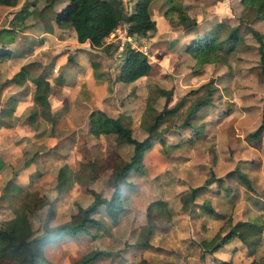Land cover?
Wrapping results in <instances>:
<instances>
[{
  "label": "rangeland",
  "instance_id": "rangeland-1",
  "mask_svg": "<svg viewBox=\"0 0 264 264\" xmlns=\"http://www.w3.org/2000/svg\"><path fill=\"white\" fill-rule=\"evenodd\" d=\"M49 2L17 0L15 6L0 5V54L9 51L0 55V111L8 110L10 95L19 99L15 114L0 113V148L19 143L23 153L14 160L0 155L7 162L0 169V219L13 215L23 192L37 197L26 207L35 229L44 224L50 202L54 214L49 225L53 226L80 222L94 193L111 198L112 172L130 158L133 147L113 134L94 137L89 133L88 115L101 109L112 117L120 115L136 140L148 138L143 168L125 176L120 189L122 209H117L115 219L100 207L92 213L95 221L86 225L87 231L43 247L50 262L73 264L92 249H106L111 256L92 264H211L212 257L206 258L209 250L232 225L242 238H233L236 250L229 264H249L263 256L264 19L257 15L260 0H173L196 19L195 29L181 25L177 11L168 20L164 16L166 1L153 0L149 10L156 29L135 38L128 32L129 24L121 22L104 41L107 51L89 41L79 43L69 27L57 28L52 9L47 8ZM134 2L122 0L125 11L131 13ZM62 4L56 0L53 10ZM23 8L26 14L20 11ZM218 21L230 26L241 21L256 30L263 42L258 35L244 32L231 53L215 55L212 62L191 56L186 43ZM51 24V32L44 31ZM126 42L145 52L152 65L149 73L130 83L114 80ZM69 55L83 65L69 67ZM22 65L29 76L44 74L48 78L49 113L42 115L29 78L22 85L5 88ZM208 81L216 86L211 102L198 109L191 125H184L187 107L201 93L195 89ZM27 92L30 95L23 99ZM172 107L175 110L168 112ZM35 108L34 123L25 124ZM160 112L163 121L156 135L149 137L147 126ZM258 128L261 132L255 135ZM28 164L32 166L26 168ZM234 169L246 174L250 187L239 180ZM212 174L223 177L222 182L210 184L195 198L199 205H186L185 211L180 196ZM8 179L24 189L6 196L3 188ZM159 199L165 205H153L152 232L147 237L143 228L147 209ZM209 207L218 215L207 212ZM249 209H254L247 214L252 218L243 215ZM160 211L164 214L157 215ZM221 226L225 233L219 232ZM140 234L151 247L135 245Z\"/></svg>",
  "mask_w": 264,
  "mask_h": 264
},
{
  "label": "trees",
  "instance_id": "trees-1",
  "mask_svg": "<svg viewBox=\"0 0 264 264\" xmlns=\"http://www.w3.org/2000/svg\"><path fill=\"white\" fill-rule=\"evenodd\" d=\"M55 1L56 0H50L47 8H50V10L52 9L53 16L51 19L57 28L69 27L75 32L76 40L79 43L89 41L94 47H103L106 51L109 46H106L107 44L104 45L105 39L121 22L129 24L128 32L135 38L145 36L149 31H154L156 29L155 20L151 18L149 10L150 3L153 0H135L131 13L125 11L122 0H62L63 4L60 8L53 10ZM165 1L168 4V7L164 12V16L168 20L171 21L173 12L177 11V21L181 25L192 27L194 29L197 28L198 23L196 19L190 17L184 12L180 5L173 3V0ZM16 3L17 0H0V5L2 6H15ZM20 11L25 12V14L28 12L25 8ZM257 15L264 19V0H260ZM15 17H18V14H16ZM53 27L54 25L51 24L48 26V29H44V31L51 32ZM244 32H251L253 35H258L261 43L263 42L261 35H259L256 30L249 25L243 24L241 21L235 26H230L223 21H218L210 24L203 32L198 33L190 43H186L185 49L194 58L200 57L201 61L212 62L215 55L225 56V54L231 53L235 46L242 40V34ZM2 33L3 30L0 29V38ZM7 54H9V51L2 52L0 55ZM261 56H263V52ZM223 59L225 58H222L221 60ZM68 62L71 65L68 64L69 67L73 66L75 69L81 67L79 64L73 62L71 55L68 56ZM151 66V62L145 52L139 49H134L126 42V52L121 58L114 80L123 83L133 82L139 77L149 73ZM27 78L30 79V82L33 85V98L40 105L39 109L41 108L42 115L43 113L46 114L45 111L49 113L51 106L48 100V95L51 88L49 80L44 74L29 76L28 69L25 65H22L13 75L12 79H10L9 84L6 85L5 88H8L9 85L12 87L13 84L15 86L22 85ZM215 90L216 86L213 84V81H208L207 83L202 84L199 89H195L196 92L200 91L201 93L195 96L194 100L187 107V114L183 122L184 125H191L190 119L196 116L200 107L208 105L211 102ZM161 92L168 94L167 91L161 90ZM7 102L9 104L8 110L1 109V114L6 115L8 114L7 112L12 113L14 111L17 97L12 94L8 97ZM184 102L183 98L179 102V105L183 106ZM36 110L37 108L33 109V111L26 117L25 124L27 123L31 125L34 123V119L37 115ZM174 110L175 107L167 109L168 112ZM160 113H157L152 124L147 126L149 137L156 135L158 126L163 121V112ZM88 125L89 133L94 137L113 134L118 141H124L127 144H131L133 147V154L130 158L117 164L115 170L112 172L111 181L114 191L111 198H103L97 193H94L93 200L90 205L85 208V215L80 222L66 221L53 226L49 225V220L54 214L52 202H50L51 204L48 207L49 210L44 224L35 229L29 221L27 215L28 209H26V207L33 204L30 203L31 198L35 202L37 197L32 193L34 198H30V196H28L30 193L23 192V200H21L18 207L13 209V215L4 220L0 219V264H53L43 254V247L46 244L63 238L66 235L70 236L79 232L87 231L86 225L89 222L95 221L91 217L92 213L96 212L102 206L104 207L105 212H107V214L113 219H115V212L117 209H122L120 197L121 184L126 183L124 179L130 171L136 172L143 168L142 158L145 149L149 146V140L148 138L142 141L136 140L132 136L131 129L123 123L120 115L112 117L101 109H93L90 111L88 115ZM261 129L262 128L256 129L254 134L258 135L261 132ZM18 145L20 144L11 143L9 148L0 149V155L3 156V158L5 157L8 159H13L18 155L21 157L23 153ZM5 163L7 164V162L1 157L0 169ZM31 166L32 165L28 164L26 168H30ZM232 172H236L237 177L240 178L239 180L250 187V181L244 172L238 169H234ZM222 179L223 177H216L212 174L208 178H205L201 185L189 188L187 192H184L180 196L182 202L181 207L186 211L189 206L199 205L195 201V198L207 191L210 184L214 182L220 184ZM65 186L66 184L63 188H65ZM3 189L6 196H12L14 193L17 195L18 192H21L24 188L22 185L15 184L11 179H8L5 182ZM153 205L164 206L165 201L159 199L149 205L147 209V224L143 227L147 237L152 232L151 226L153 221L151 211ZM186 205L189 206L185 207ZM207 212L217 214L211 207L207 209ZM166 213L167 215L170 214L167 207ZM161 214H164V212L160 211L157 215ZM220 218L222 219L223 216H220ZM225 231L226 230H223L221 226L219 232L225 233ZM234 237L242 238V234L237 232L236 228L232 225L231 229H228L227 232L222 235L221 241L209 250V253H212L221 246L227 244ZM135 245L140 248H148L151 247L152 244L146 236L144 237L140 234L138 235ZM111 254L112 252L106 249H92L83 254L73 264H92L101 258L111 256ZM166 264L175 263L166 262ZM221 264H229V262L222 261ZM249 264H264V255L259 259H252Z\"/></svg>",
  "mask_w": 264,
  "mask_h": 264
},
{
  "label": "crops",
  "instance_id": "crops-1",
  "mask_svg": "<svg viewBox=\"0 0 264 264\" xmlns=\"http://www.w3.org/2000/svg\"><path fill=\"white\" fill-rule=\"evenodd\" d=\"M25 54V53H24ZM77 58H78V56H77ZM79 62V64L80 65H83L82 64V62L80 61V60H78ZM69 69V68H68ZM67 84V83H66ZM75 85H78V82L77 83H75L74 84V86ZM29 90V89H28ZM29 92V91H28ZM28 92H27V94L26 95H23V99H26L29 95H28ZM30 93V92H29ZM14 95V94H13ZM16 96V95H15ZM19 99H18V97H17V104H18V101ZM13 114H15V110H14V112H13ZM12 131H14V130H12ZM12 143V142H11ZM11 143H8V144H6L5 146H3L2 148H0V149H6L7 147L9 148V146H10V144ZM253 211H254V209H249L248 211H247V213H244L243 212V215H246V217H250V218H252L251 216H249V215H247V214H250V213H253ZM216 219V222H217V218H215ZM215 221V220H214ZM219 223V222H218ZM222 223V222H221ZM229 243H231L229 246L227 245V244H229ZM227 244H225V245H223V246H221L219 249H217L216 251H214V252H212V253H208V255H207V259H209L208 257H212V260H211V264H221V262L222 261H225V262H231V263H233L232 262V260H233V256H234V254H235V241L233 242V239H231ZM233 246V247H232ZM232 247V248H231ZM252 260V259H251ZM250 260V261H251ZM249 261V262H250ZM248 262V263H249Z\"/></svg>",
  "mask_w": 264,
  "mask_h": 264
}]
</instances>
